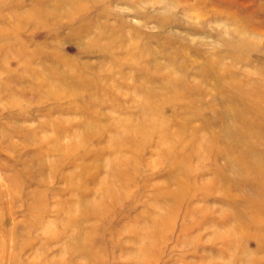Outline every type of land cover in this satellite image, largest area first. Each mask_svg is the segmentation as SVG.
<instances>
[{"label": "rangeland", "instance_id": "rangeland-1", "mask_svg": "<svg viewBox=\"0 0 264 264\" xmlns=\"http://www.w3.org/2000/svg\"><path fill=\"white\" fill-rule=\"evenodd\" d=\"M241 257L264 264V0H0V264Z\"/></svg>", "mask_w": 264, "mask_h": 264}, {"label": "bare ground", "instance_id": "bare-ground-1", "mask_svg": "<svg viewBox=\"0 0 264 264\" xmlns=\"http://www.w3.org/2000/svg\"><path fill=\"white\" fill-rule=\"evenodd\" d=\"M142 234H143L144 236H146L147 239H150V236L153 235V231H151V233H150V232L145 228ZM149 234H150V235H149ZM148 236H149V237H148ZM241 258H242V257H241ZM241 260H242V264H245V262H246L247 259H246L245 257H243Z\"/></svg>", "mask_w": 264, "mask_h": 264}]
</instances>
